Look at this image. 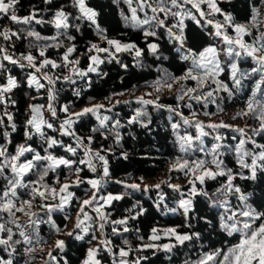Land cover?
<instances>
[{
    "label": "snow or ice",
    "instance_id": "6c2138e0",
    "mask_svg": "<svg viewBox=\"0 0 264 264\" xmlns=\"http://www.w3.org/2000/svg\"><path fill=\"white\" fill-rule=\"evenodd\" d=\"M0 264H264V0H0Z\"/></svg>",
    "mask_w": 264,
    "mask_h": 264
},
{
    "label": "trees",
    "instance_id": "16d2710c",
    "mask_svg": "<svg viewBox=\"0 0 264 264\" xmlns=\"http://www.w3.org/2000/svg\"><path fill=\"white\" fill-rule=\"evenodd\" d=\"M33 3H38L39 0H32ZM23 3H24V7L26 8L27 7V3H28V0H23ZM118 19V17L116 18ZM47 34H50V33H47ZM130 36L131 38L135 39V35L134 34H131L130 33ZM130 62V61H129ZM109 68H111V66H109ZM109 68H106L105 70L108 71ZM111 75H112V79H108L107 83L106 84H102V88H103V92L100 94V95H97L96 96V99L99 100V99H102L103 95L107 93L108 90L110 89H115L117 91H120V90H123V88H131V86L133 84L137 85V91H136V94L139 95L141 94L142 91H144V81L145 80H148V81H151L152 79H154V76H155V73L153 72V75L149 76L147 74H145L144 76H141L139 75L138 73L135 74V75H131V76H126L125 77V83L123 85H121L120 83V80H119V77L116 76V72L115 70L113 69L112 72H111ZM107 79V78H105ZM93 95H95V93H93ZM127 94L124 96V97H121L120 99H127ZM163 99H165L166 102H171V98L170 97H164ZM85 102H87L85 100ZM79 103V102H78ZM123 111H128L127 108H124L122 105L120 106ZM235 110V107H229L227 109V111L229 113L233 112ZM235 123H240L242 124L243 121H236ZM131 144V142H130ZM139 147V146H138ZM165 155H167V152L165 153ZM153 163H156L158 166L156 168H152V164ZM147 167L149 168V178H155V177H158L162 174V171L166 168V165L164 163V160L163 158H161L159 161L157 162H153V161H149V164L147 165ZM128 171H133V169L129 168ZM143 173L141 172H135V175H141ZM117 176H122L123 173L122 172H117L116 173ZM78 194H81L82 193H78ZM156 220L160 221L161 223H167V222H172V221H169L168 218L166 217H160L159 214H157L156 216ZM62 217H57V223H60L61 226H62ZM44 230H45V233L47 232V226H44Z\"/></svg>",
    "mask_w": 264,
    "mask_h": 264
}]
</instances>
